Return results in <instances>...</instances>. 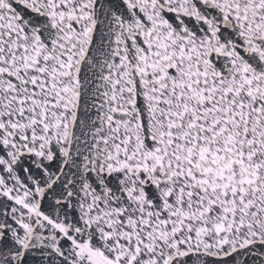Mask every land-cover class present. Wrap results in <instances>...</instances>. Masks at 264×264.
Here are the masks:
<instances>
[{"label":"snow or ice","instance_id":"6c2138e0","mask_svg":"<svg viewBox=\"0 0 264 264\" xmlns=\"http://www.w3.org/2000/svg\"><path fill=\"white\" fill-rule=\"evenodd\" d=\"M0 264H264V0H0Z\"/></svg>","mask_w":264,"mask_h":264}]
</instances>
